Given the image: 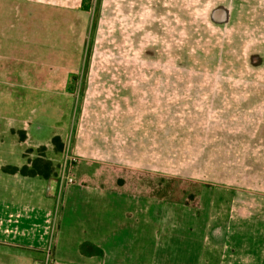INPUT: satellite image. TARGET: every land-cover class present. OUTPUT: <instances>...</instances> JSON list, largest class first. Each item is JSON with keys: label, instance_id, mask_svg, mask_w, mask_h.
<instances>
[{"label": "rangeland", "instance_id": "obj_1", "mask_svg": "<svg viewBox=\"0 0 264 264\" xmlns=\"http://www.w3.org/2000/svg\"><path fill=\"white\" fill-rule=\"evenodd\" d=\"M92 2L0 0V128L52 146L23 150L52 176L71 149L67 167L129 180L165 208L234 196L264 164V0Z\"/></svg>", "mask_w": 264, "mask_h": 264}, {"label": "crops", "instance_id": "obj_2", "mask_svg": "<svg viewBox=\"0 0 264 264\" xmlns=\"http://www.w3.org/2000/svg\"><path fill=\"white\" fill-rule=\"evenodd\" d=\"M15 134L0 128V264H264L263 163L257 169L252 165L242 184L237 179L234 196L219 193V209L211 194L209 204L197 210L180 209L173 201L165 208L162 197H149L129 180L118 183L96 171L91 173L94 183L108 184L102 193L98 184L91 191L70 185L72 177L71 182L60 179L62 153L53 175L58 179L55 195L49 197V164L23 156L28 145L34 155L48 144H27ZM72 151L67 154L75 158ZM16 156L21 158L17 164ZM42 157L50 160L48 154ZM74 164L65 172L72 169L81 181L91 177L86 166ZM25 165L37 173L4 170ZM169 246L175 257L165 256Z\"/></svg>", "mask_w": 264, "mask_h": 264}, {"label": "water", "instance_id": "obj_3", "mask_svg": "<svg viewBox=\"0 0 264 264\" xmlns=\"http://www.w3.org/2000/svg\"><path fill=\"white\" fill-rule=\"evenodd\" d=\"M92 0H81L80 9L88 11L91 9ZM77 81V73L70 72L67 75V81L65 90L68 92H72L75 89ZM58 179L55 176H50L48 178L47 186H46V195L49 197H53L55 195L56 187H57ZM33 264H41L40 260H35Z\"/></svg>", "mask_w": 264, "mask_h": 264}, {"label": "trees", "instance_id": "obj_4", "mask_svg": "<svg viewBox=\"0 0 264 264\" xmlns=\"http://www.w3.org/2000/svg\"><path fill=\"white\" fill-rule=\"evenodd\" d=\"M58 139H59L58 136H54L52 138V141L53 142H57ZM4 170H7L9 172H16V171H18L19 173L24 174V175H33V174H36L37 173V170H36V168L34 166L31 169H27L26 166H23L21 168H17V167L4 168Z\"/></svg>", "mask_w": 264, "mask_h": 264}, {"label": "built area", "instance_id": "obj_5", "mask_svg": "<svg viewBox=\"0 0 264 264\" xmlns=\"http://www.w3.org/2000/svg\"><path fill=\"white\" fill-rule=\"evenodd\" d=\"M69 160L72 161V160H75V158L74 157H70L69 158L67 156L65 157V160H64V163H63V167H62L63 170H62V173L60 175V179L66 181V182H71V180H72L70 177H68L66 175V172H65L66 166H67Z\"/></svg>", "mask_w": 264, "mask_h": 264}]
</instances>
